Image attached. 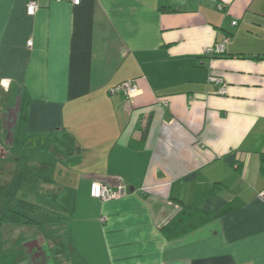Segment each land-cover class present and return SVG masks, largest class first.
I'll return each instance as SVG.
<instances>
[{"label": "crops", "instance_id": "1", "mask_svg": "<svg viewBox=\"0 0 264 264\" xmlns=\"http://www.w3.org/2000/svg\"><path fill=\"white\" fill-rule=\"evenodd\" d=\"M127 82L134 98L110 94ZM263 160L264 0H0V218L50 212L0 220V264H264ZM63 192L66 211L48 198ZM206 199L240 207L165 238Z\"/></svg>", "mask_w": 264, "mask_h": 264}, {"label": "trees", "instance_id": "2", "mask_svg": "<svg viewBox=\"0 0 264 264\" xmlns=\"http://www.w3.org/2000/svg\"><path fill=\"white\" fill-rule=\"evenodd\" d=\"M164 10V9H163ZM165 11V10H164ZM221 54V53H220ZM211 58L219 54H209ZM149 121V120H148ZM141 128L140 143L144 142L149 122ZM140 129V128H139ZM53 147L59 155L70 156L77 152V145L74 138L67 132H57L54 138ZM227 162L234 165L233 157L226 158ZM240 166L237 164V169ZM261 171L264 172V160L262 162ZM3 169L0 167V175ZM48 198L55 203L62 211H66L68 207V198L66 194L60 193L58 195H49ZM202 204L196 206H184L181 211L170 221L167 225L161 228L162 234L168 240L177 239L195 229L204 226L214 219L220 218L240 207L236 201L226 203L220 200L210 201L209 199L202 200ZM36 215L49 216L50 212L38 205L19 201L17 209H9L0 218L1 222L9 224H35L34 217Z\"/></svg>", "mask_w": 264, "mask_h": 264}, {"label": "built area", "instance_id": "3", "mask_svg": "<svg viewBox=\"0 0 264 264\" xmlns=\"http://www.w3.org/2000/svg\"><path fill=\"white\" fill-rule=\"evenodd\" d=\"M55 2H68L72 5H79L80 0H53ZM39 6L35 1H29L26 5V13L28 16H33L36 11L38 10ZM232 25H236V22H232ZM31 43H29V46ZM209 54H220L223 53V48L216 47L214 50H210L208 52ZM210 82L219 85L218 93L219 94H224L225 93V87L223 85V82L220 78L216 77H211ZM120 93L123 96L132 99L138 94V90L131 82H127L124 84H120L116 86L115 88L110 90V94H116ZM124 195L122 190H113L107 188L105 185L100 184L98 182H93L90 187V196L93 199H96L101 202H107V201H112V200H117L122 198ZM261 198H264V192L260 194Z\"/></svg>", "mask_w": 264, "mask_h": 264}, {"label": "rangeland", "instance_id": "4", "mask_svg": "<svg viewBox=\"0 0 264 264\" xmlns=\"http://www.w3.org/2000/svg\"><path fill=\"white\" fill-rule=\"evenodd\" d=\"M0 167L2 168V166L0 165ZM3 169V168H2ZM4 171V170H3ZM13 197V196H12ZM13 203H16V200L14 199H10V205H12ZM37 219V218H36Z\"/></svg>", "mask_w": 264, "mask_h": 264}]
</instances>
